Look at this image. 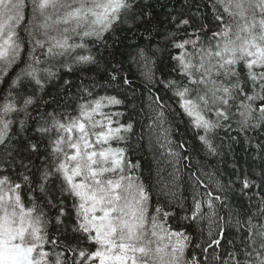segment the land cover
Wrapping results in <instances>:
<instances>
[{
	"label": "snow or ice",
	"instance_id": "snow-or-ice-1",
	"mask_svg": "<svg viewBox=\"0 0 264 264\" xmlns=\"http://www.w3.org/2000/svg\"><path fill=\"white\" fill-rule=\"evenodd\" d=\"M0 264H264V0H0Z\"/></svg>",
	"mask_w": 264,
	"mask_h": 264
}]
</instances>
